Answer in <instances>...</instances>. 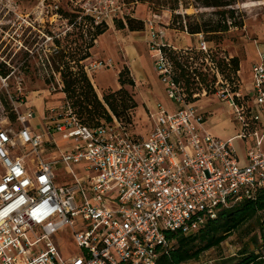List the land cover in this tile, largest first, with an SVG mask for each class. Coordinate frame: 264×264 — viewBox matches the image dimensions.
I'll return each instance as SVG.
<instances>
[{"label": "built area", "instance_id": "built-area-1", "mask_svg": "<svg viewBox=\"0 0 264 264\" xmlns=\"http://www.w3.org/2000/svg\"><path fill=\"white\" fill-rule=\"evenodd\" d=\"M146 28L155 71L175 106L169 110L159 102L147 113L146 136L134 133L132 120L115 116L89 127L66 99L41 118L22 90L7 91L9 111L0 100V264H158L172 249L169 233L196 232L219 209L253 200L264 188V45L248 87L241 71L234 88L225 79L202 33L195 48L203 56L189 62L216 77L211 96L242 124L243 161L231 139L206 128L210 113L190 107L208 97L207 90L190 102L173 78L163 49L191 48L166 45V31L152 22ZM101 66L112 62L92 68ZM74 164L84 169L75 171ZM63 167L66 174L59 177ZM69 229L80 253L64 260L56 236Z\"/></svg>", "mask_w": 264, "mask_h": 264}, {"label": "rangeland", "instance_id": "rangeland-1", "mask_svg": "<svg viewBox=\"0 0 264 264\" xmlns=\"http://www.w3.org/2000/svg\"><path fill=\"white\" fill-rule=\"evenodd\" d=\"M59 8L66 13L83 10L102 17L110 25L106 36H101L98 44L96 43L90 50V58L80 64L87 69L88 76L102 101L105 95L121 89L118 81L121 72H124V79L133 78V72L126 64L125 46L135 41L133 37L139 38L146 32L132 34L128 29L117 30L113 23L114 18L131 15L137 21H144L150 26L152 22L154 28L165 30V38L169 37V40L175 42V46L180 48L189 47L187 40L193 42L194 38L175 29L180 27L176 23L173 25L174 14L191 16L192 19L183 17L184 25L208 23L211 19L214 21L219 19L216 15L218 10L203 8L198 0H183L180 8L175 12L168 8L151 5L147 0H0V61H5V64L1 62L3 64L0 65V75L9 72L6 83L0 80V100L6 110H10L7 91L13 94L24 91L37 115L41 114V108L44 110L43 115H47L50 109H56L66 101V94L60 88L63 81L57 67L68 62L72 69L77 71L78 63L74 61L83 56L84 49L87 47V38L82 30L72 29L66 20L58 16ZM235 9L237 21L244 19V26L233 28L224 36L219 54L240 59L241 78H243V85L248 87L252 80L251 67L259 62V50L264 45V0H238ZM201 16L203 18H200ZM143 45L148 57L151 56L152 59L147 69L149 84L140 87L136 85L134 88H128V91L136 104L137 101H142L141 93L151 98L150 91H154L168 102L155 71V60L152 58L150 48L145 43ZM192 45L195 46V42ZM109 61L112 62V66L92 68L93 65L106 64ZM102 86L105 90L103 96H100ZM131 105L129 104L130 107ZM190 107L208 111L210 116L206 128L216 137L223 140L231 139L239 157L245 161L247 142L240 137L242 124L235 120L232 111L228 110L216 96L203 97ZM119 109L122 111L121 107ZM121 113V118L124 120H129L127 115H131L135 134L147 135L149 124L144 112H138L134 108ZM38 122L39 118L35 120L36 124ZM10 125L13 128L17 127L15 120L12 119ZM56 137L61 138L60 135ZM64 147H67L66 143ZM71 167L75 171L84 169L83 164H74ZM66 170L63 167L58 172L59 177L65 175ZM255 235H258L260 248L256 247L252 241ZM56 240L64 260L74 258L80 253L70 229L67 234L66 232L57 234ZM262 245L259 229H253L248 225L234 233L219 249L205 253L199 263L188 264H221L225 259L235 257L245 246H248L251 251H256L257 254L264 255Z\"/></svg>", "mask_w": 264, "mask_h": 264}, {"label": "trees", "instance_id": "trees-1", "mask_svg": "<svg viewBox=\"0 0 264 264\" xmlns=\"http://www.w3.org/2000/svg\"><path fill=\"white\" fill-rule=\"evenodd\" d=\"M149 4L168 8L175 12L182 5L183 0H147ZM200 6L208 9H216L217 21L213 19L209 22L183 24V17L192 19L189 15H173V25L179 24L180 28H175L180 32H187L191 36L204 34L205 41L209 46V55L217 63L221 73L234 88L239 81L238 73L240 69V59L230 57L226 54L220 55L219 49L223 38L233 28H242L244 19L237 21V11L235 6L238 0H198ZM75 13L63 12L58 9V16L66 20L72 29L82 30L87 38V47L84 49L81 59L74 61L77 64V71L72 69L70 64L62 63L58 65L57 70L63 81V92L66 94V100L70 103L75 115L80 121L89 126L97 127L104 123L111 122L112 117L121 118V112L128 111L138 107L128 88H134L136 83L134 79H124V72L119 74V84L121 89L117 92L105 95L103 101L88 76L87 70L80 66L82 61L90 58V50L95 47L98 39L105 35L110 25L106 22L97 23L93 15H87L82 10ZM199 19V17H195ZM200 18H203L201 16ZM80 19V21H79ZM113 23L117 30H126L129 32H143L146 30L144 21H137L131 15H123L121 18H114ZM78 25V27H77ZM163 54L173 64V78L185 89L190 102H195L193 96L195 93L206 89L208 96L216 92V77L210 78L201 69H191L190 58L199 59L203 54L196 48L188 51L174 50L170 47L163 49ZM203 69V67H202ZM128 72V71H127ZM9 72L3 73L6 77ZM236 90V89H235ZM129 104H132L131 107ZM122 108L120 111L119 108ZM128 116L127 121H131ZM13 117V116H12ZM14 119V117H13ZM264 188L261 189L255 199L239 202L230 208L219 209L215 218H208L204 225L196 232L184 234L182 232H171L168 235L172 243V249L169 253L160 257L158 264H188L191 262L199 263L202 256L214 249H219L234 233L250 225L253 229H259L261 240L264 246ZM256 247L260 248L258 235L252 238ZM221 264H264V255L251 251L245 246L235 257L225 259Z\"/></svg>", "mask_w": 264, "mask_h": 264}, {"label": "crops", "instance_id": "crops-1", "mask_svg": "<svg viewBox=\"0 0 264 264\" xmlns=\"http://www.w3.org/2000/svg\"><path fill=\"white\" fill-rule=\"evenodd\" d=\"M145 31L146 32L143 33L144 34L143 36H141L139 38L133 37V39L135 41H131V42L127 43L125 46L126 47L125 57H126V61H127L126 64L128 67H130L131 71L133 72V79H134L137 87L143 86L144 84H147V83L149 84V81H148L149 78L147 76V69H149L150 60H152V59H151V56L148 57L147 52L144 49L143 43H145L146 46H148V43H149L151 38H150V31L147 28ZM131 33L134 34V33H139V32H131ZM182 33L186 34L188 37H192V39L194 38L193 42L187 40V42H189L188 44H190L189 48L197 47L198 39L196 36H191L185 32H182ZM103 36H106V34ZM169 36H171V34H169ZM169 39H170L169 37H168V39L165 38L163 42L166 45L172 46L174 48H178V49L183 48V47L180 48L179 46H175V42H173L172 40L170 41ZM194 42H195V46L192 45V43H194ZM97 44H98V41H97ZM240 76L242 77V75H240ZM104 90H105V88L102 86V91L99 92L100 96H103ZM163 91H164V88H163ZM150 95H151V98H148L144 93H141L142 101L141 102L137 101V104H138L137 111L138 112H144L147 115L148 112L150 113L151 111L154 110V108L156 107V104L159 102L162 103L169 110L175 109V106L173 103H171L169 101L168 102L164 101L154 91H150ZM39 107L41 108V105H39ZM43 113H44V110H42V108H41V114H39L40 117H39V115H38V117L41 118Z\"/></svg>", "mask_w": 264, "mask_h": 264}]
</instances>
